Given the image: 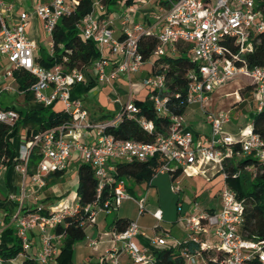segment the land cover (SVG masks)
Segmentation results:
<instances>
[{
    "label": "built area",
    "instance_id": "obj_1",
    "mask_svg": "<svg viewBox=\"0 0 264 264\" xmlns=\"http://www.w3.org/2000/svg\"><path fill=\"white\" fill-rule=\"evenodd\" d=\"M76 4V0H50L46 4H39L34 14L43 21L46 33L52 38L58 21L69 15ZM6 18V4L0 0V59L6 58L14 69L27 70L35 77L36 82L30 90L36 101L53 108L61 104L63 112L70 116L66 123L30 138L19 150V163L15 167L26 177L32 150L39 147L42 160L32 181L43 188L44 176L66 171L77 152L82 163L94 168L99 183L98 195L105 188H110L114 194L113 201L84 209L89 214V226L96 222L97 210L110 214L117 211L124 201L133 199L126 181L116 176V165L121 162L145 163L160 155L166 160L161 173L176 174L181 171L182 175L195 176L214 171V176H222L225 184L227 173L224 171V162L233 157V145L241 144L244 155H254L264 163V142L253 133L252 126L240 137H232L223 131V125L229 122V113L216 118L207 109V103L215 90L239 76L252 80L256 111L264 109V68L249 70L247 64L242 62V57L253 51V37L264 33V0H177L171 2L164 13L153 16L148 27L131 24L126 16H122L121 38L114 35L108 8L100 1H95L93 12L82 19L78 29L85 40L98 45L100 58L72 71H67L62 64L48 69L36 62L38 45L26 35L30 18L28 13H22L15 26H10ZM142 37L157 39L158 45L153 52L155 58L166 57L169 50L178 53L177 46L180 44L191 46L192 59L199 67L188 75L187 102L189 106H201L206 122L211 126L209 136H198L188 126L185 116L170 115L166 106L168 99L156 94L167 88L164 75H151L143 81L156 114L162 118L169 117L171 122L167 130L158 134L152 142L118 140L107 132L124 119L135 120L145 131L154 132V123L148 121L142 115V109L135 104L133 91L129 101L107 123L90 122L82 100L72 99V92L78 85L90 82L112 85L121 76L129 78L139 72L145 63L140 53ZM231 42L237 47V52L232 51ZM106 51H109L111 58L106 57ZM108 69L111 72L108 73ZM8 75L12 77L13 71ZM130 85L132 88L133 84ZM114 102L119 103L120 100L116 98ZM17 120L16 111L0 110L1 122L13 126ZM171 189L175 194H181L180 178L173 181ZM146 202V196L137 201L138 217L147 212ZM61 206L50 210L48 214L43 207L25 213L20 208L14 215V230L22 246L18 258H30L28 252L34 246L30 233L37 230L39 246L31 258L39 264H57L63 238L55 230L64 223L66 217L77 214L79 209L77 203L73 208ZM244 206V201L239 200L237 193L227 184L219 194V208L216 210L202 209L195 202L190 213L183 218L187 234L183 243L212 251V260L221 264H264V241L250 240L241 234ZM163 216L161 209L153 213L158 222L163 221ZM3 231L0 230V246ZM139 233L138 221H132L124 232H115L114 237L115 241L123 244V251L127 252L134 264H153L154 255L148 249H141L134 241ZM88 240L89 245L96 249L97 240ZM153 242L156 247L181 244L178 240L170 244L168 234L157 235ZM183 256L185 264H207L199 251L193 254L188 247L183 251ZM111 258L113 264H118L114 255ZM15 260H4L0 256V264H16Z\"/></svg>",
    "mask_w": 264,
    "mask_h": 264
},
{
    "label": "trees",
    "instance_id": "obj_2",
    "mask_svg": "<svg viewBox=\"0 0 264 264\" xmlns=\"http://www.w3.org/2000/svg\"><path fill=\"white\" fill-rule=\"evenodd\" d=\"M95 1H100L111 10L120 0H76L77 4L71 13L62 17L53 32V54L36 61L45 68H52L62 64L67 71L80 69L87 66L92 61L100 58V50L93 41L85 40L78 29V24L87 15L93 12ZM177 0H170L166 5ZM130 3V0H127ZM1 27V26H0ZM253 51L242 57V62L246 63L249 70L264 68V33L254 36ZM158 45L154 37H142L140 40V53L144 61L154 58L153 74L164 75L167 81V88L164 91L156 92L162 99L167 98V109L171 116H185L189 104L187 102L189 94L190 72L197 71L198 64L191 58V46L180 44L177 46L178 56L167 55L164 58L153 57V52ZM233 52L238 49L231 42ZM242 63H240L241 65ZM20 91L25 93L27 101L34 100L31 87L36 82L35 77L27 70L18 68L13 70ZM95 85L94 82L83 84L85 91ZM81 86V85H78ZM76 86V87H78ZM75 87V88H76ZM74 88V90H75ZM73 90V92H74ZM254 86L249 85L240 93L244 100L246 95L253 93ZM72 99H79L74 96ZM135 104L142 109V115L155 125L152 133L145 131L141 125L130 119H124L117 127L109 129L107 132L118 140L152 142L158 134L164 133L171 124L169 117H159L156 114L154 104L147 95L145 100H135ZM237 107V104L233 108ZM2 109V108H0ZM3 110H13L18 113V120L11 126L0 121V165L14 167L19 163L18 153L12 145V138L19 129H28V138L44 132L48 129L60 126L70 120V116L63 111H56L53 107H43L34 110L18 111L15 107H6ZM110 115H103L98 120L108 118ZM97 119V118H95ZM253 133L259 136L264 142V109L255 111L252 119ZM234 155L225 160L224 171L227 173L226 184L233 189L238 199L244 201V225L241 234L254 241H264V163L257 160L254 155H244L241 144L232 146ZM240 154V155H239ZM42 155L40 148L32 150L28 163V174L33 176L36 172ZM166 165V160L157 155L151 160L141 163L121 162L116 165L117 177L123 180H132L138 185L149 184L161 173ZM170 173V172H169ZM65 171L50 174L48 178H54L53 183L62 181ZM237 175V176H235ZM77 204L79 206L77 214L65 218L62 225H59L55 233L62 236L61 253L57 259V264H73L72 254L77 243L86 240V231L89 226L88 217L84 209L88 206L102 205L107 201H113L114 194L110 188H105L101 195H98V181L95 178L94 168L91 165L81 164L77 171ZM172 181L182 176L179 171L176 174L170 173ZM49 182V185L52 184ZM131 191V188H128ZM48 214L49 211H46ZM132 221L126 218H116L111 224L115 226L118 233L124 232ZM195 254L199 251L207 264H221L212 259L214 253L210 250H202L199 246H187L181 242L178 245L163 247L153 253L155 261L153 264H185L183 251L186 248ZM22 252V246L13 228L6 229L1 236L0 256L4 260L17 259ZM10 264V263H8ZM17 264V263H16ZM19 264H39L34 258L23 259Z\"/></svg>",
    "mask_w": 264,
    "mask_h": 264
},
{
    "label": "crops",
    "instance_id": "obj_3",
    "mask_svg": "<svg viewBox=\"0 0 264 264\" xmlns=\"http://www.w3.org/2000/svg\"><path fill=\"white\" fill-rule=\"evenodd\" d=\"M49 1L50 0H4L7 9L6 19L10 26H15L19 23L20 15L22 13L26 12L29 14L30 18H29L28 26L26 28V35L30 40L34 41L38 45V49L35 52L36 61L42 59V57H46L48 55L53 54V40L46 33L44 29L43 21L34 14V10L39 4H46ZM165 3H167V1L165 0H130V3H128L127 0H120L109 11V17L113 20V30L115 37L121 38L123 35V26L120 20L122 16H126L131 24H142L143 26L148 27L151 25V20L153 16L164 13L165 9L168 7V5H166ZM176 54L177 53H172L171 50L168 51V55L175 56ZM153 61L154 58H151L150 60L146 61L142 65L140 71L135 73L137 78L141 80L142 85L144 79L153 74ZM13 70H14L13 64H11L6 58L0 59V105L6 104V107H15L18 111L43 108L44 105L36 101L35 99L30 101L26 100L25 93L20 91L19 84L15 76L13 75L11 77L8 75V73ZM107 72L108 73L111 72V69H108ZM137 78L135 79L137 80ZM117 81H129L131 84H133L132 76H130L129 78L125 76H121L120 78L115 80L112 83V85L106 83L102 84L98 82H94V83L95 85L97 84L101 85L102 88L115 89L113 87V84L116 83ZM251 85H253V83H251ZM132 88L130 85V93L132 91ZM85 89L86 87L82 85L76 87L73 92L74 96L76 98L83 100V97L85 95ZM252 94L251 96L253 98ZM125 95H128V93L127 94L125 93ZM147 95L148 92L146 93L145 97L143 98L138 97L136 99L145 100L147 98ZM213 96L214 95H212V97L208 102L212 103ZM129 98H130V94H129ZM129 98L127 102L129 101ZM236 98H237L236 99L237 102L235 104H237V107L239 103L247 102V99L242 100L240 94H236ZM115 99L116 98H111L110 100L115 101ZM58 105L61 106L60 109H56ZM249 105L251 109L256 111V104L254 101H252V103H250ZM119 106L120 105L117 106L118 110H119ZM6 107H2V109L0 110H3V108ZM62 107L63 106L61 104H57L54 107V110L63 111ZM237 107L230 110V112L237 111ZM187 113H189L187 114V119H186L188 126L198 136L200 137L206 136L205 131L196 128L192 124V122L188 120V116H195V117L202 116L201 118H204L205 115L201 111V106L199 104H193L189 106ZM88 120L92 123L100 122L98 118L95 119L94 117L90 116L89 112H88ZM207 125L209 126L208 123ZM29 141H30V137L28 138V129H19L18 131H16L15 135H13L12 138V145L15 152L19 153L21 147L27 144ZM80 164H81V159L79 157V154L75 152L69 162L67 170L65 171V175L62 177V181L57 184L53 183L52 181L54 178H48L50 174H53L50 173L44 176L45 186L43 188H40L38 185L33 183L32 176L28 174L26 177H24L20 172L17 171L16 167H14L13 165L10 166L0 165V230L5 231L8 228L14 229V225H13L14 215L18 213L20 208H23L22 213H25L31 210H35L37 207H43L46 211H50L52 209L60 208L61 205L68 206L65 203L64 199H62L60 203H50L48 194L51 191V194L53 196H61L62 193L64 194L69 187L75 185L76 191L74 197L76 199L72 207L68 206L70 208H73L77 203V185H78V176L76 182L74 183L73 175L75 172L78 171V166ZM36 172L33 175H35ZM214 178H219V179L221 178L220 181L222 182L224 181V179H222L220 175H216L214 176ZM49 182H52V184L49 185ZM57 186H60L61 190H59ZM149 186L152 187L153 182ZM221 190L218 193L211 192L209 202L207 203L208 206H212L214 200L219 197ZM137 201L138 200H135V203L138 207ZM218 208H219V203H218ZM157 209H161V208H157ZM156 210H154L151 213V217L154 220L156 219L153 217V213ZM212 210H216V209L213 207L210 209V211ZM188 214L189 213H187V215ZM110 215H112V213L106 214L102 211L97 210L96 222L88 227L86 231L87 237L86 240L83 241V246L79 248V250L75 249V253L78 251L79 254L77 256L75 254L74 256L77 257V261H79L80 264H113V259L111 258V256L113 255L117 258L118 264H134L133 261L130 259L129 255L127 254V252L123 251V244L115 241L114 233L117 231L115 229V226H112L111 223H109ZM123 216L124 217L121 218H126L131 221H138L140 227V233L138 236L135 237L134 241L138 244V246L141 249H148L152 254L155 251L163 248V247H156L153 242L157 235L161 236L163 233H165L168 234L170 237H172L170 231L162 229V227L160 226H155L152 229H150L148 225L149 224L148 220L146 219L142 221L143 215L141 217H138L137 219L129 215H123ZM163 220H164V216H163ZM183 229L185 230L184 226ZM184 230L183 233H185ZM30 234L34 240V246L33 249L31 250L32 254H29L28 252V255L31 257L33 256V254L37 250V247L39 246V236L37 230H33ZM88 238L97 240L98 245L96 249L89 245ZM172 238L173 239L170 238V244H172L173 240H177L174 239V237ZM77 245H79V243H77L76 246Z\"/></svg>",
    "mask_w": 264,
    "mask_h": 264
},
{
    "label": "rangeland",
    "instance_id": "obj_4",
    "mask_svg": "<svg viewBox=\"0 0 264 264\" xmlns=\"http://www.w3.org/2000/svg\"><path fill=\"white\" fill-rule=\"evenodd\" d=\"M105 55L106 57L111 58L109 51H106ZM176 55L178 56L179 54ZM135 78H137V76L136 74H133V100L138 97L143 98L147 93V89L143 87L141 80L138 78L136 80ZM251 83L252 80L250 78L239 76L235 80H232L216 89L213 94L212 103H207L208 112L216 118H219L221 114L229 113L230 110L233 109V105L237 102L236 94H240ZM113 87L115 89H107L102 88L101 85L97 84L85 91L82 104L83 107L90 113V116L99 118L103 115H110L108 118L100 120V123H107L113 120L119 111L117 106L120 105V109L122 105L127 103L129 98V81H117L113 84ZM125 93H128V95H125ZM109 98H118L120 102L116 103ZM245 99H247V102L239 103L237 111L230 112L229 122L223 125V131L229 133L232 137H240L241 134L252 125L255 110L251 109L249 104L252 103L253 98L248 94ZM2 107H6V104H1L0 108ZM60 107L61 106L58 105L56 109H60ZM201 117L188 116V120L192 122L196 128L205 131L206 136H209L211 133V126L207 125L205 116L204 118ZM73 178L75 183L77 180V172L74 173ZM220 180L221 178H214V171H209L205 175L199 174L195 176H188L184 174L180 177L182 192L181 194H175L171 189L173 181L169 172L160 173L154 179L152 187L149 186V184L138 185L134 181L126 179L125 181L128 188H131L129 193L133 196V199L124 201L117 211H113L112 215L109 216V223L112 224L116 218L124 217L123 215H129L137 219L139 212L135 200H140L141 197L146 196L148 212L143 215L142 221L147 219L150 229L155 226H160L162 229L170 231L171 236L174 237V239L184 242L187 239V234L183 229V218L187 215V213H190L195 202L198 203L202 209L210 210L213 207L215 209L218 208L219 197L214 200L212 206H208L207 203L209 202L211 192L218 193L224 185H226L225 181L222 182ZM57 187L61 190L60 186ZM75 189V185L71 186L67 191L64 190L65 193H62L61 196H53L50 191L48 194L49 202L60 203V201L64 199L65 203L72 207L76 199L74 197L76 191ZM157 208H161L164 213V220L162 222H158L151 217V213ZM183 230L185 233H183ZM164 234L165 233L162 235ZM172 237L170 238L173 239ZM213 245H216V243L213 242ZM82 246L83 242H79V245L77 246L75 245L72 254L73 264H80L79 261H77V257L74 255L76 254L77 256L79 254L78 251L75 253V249L79 250ZM29 254H32V251H29ZM22 260L23 258H18L15 260V263L19 264Z\"/></svg>",
    "mask_w": 264,
    "mask_h": 264
}]
</instances>
